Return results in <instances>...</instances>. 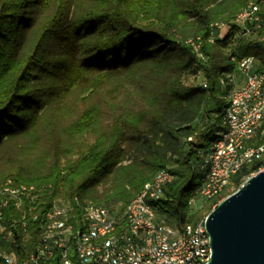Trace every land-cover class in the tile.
<instances>
[{
    "label": "trees",
    "instance_id": "obj_1",
    "mask_svg": "<svg viewBox=\"0 0 264 264\" xmlns=\"http://www.w3.org/2000/svg\"><path fill=\"white\" fill-rule=\"evenodd\" d=\"M249 2L259 23L239 33ZM248 56L264 72V0H0V183L42 186L41 211L56 198L116 211L166 169L157 216L202 219L264 166L244 164L216 198L187 205L225 129L220 78ZM38 237L30 220L0 244L21 259Z\"/></svg>",
    "mask_w": 264,
    "mask_h": 264
},
{
    "label": "built area",
    "instance_id": "obj_2",
    "mask_svg": "<svg viewBox=\"0 0 264 264\" xmlns=\"http://www.w3.org/2000/svg\"><path fill=\"white\" fill-rule=\"evenodd\" d=\"M258 9L249 2L237 13V32L258 26ZM220 83L231 86L223 113L225 129L202 155L203 175L187 201L190 208L197 200L216 198L241 166L264 156V72L248 56L238 60L236 70L224 74ZM172 179L168 170L157 171L116 211L77 198H56L41 211L42 186L16 185L7 179L0 183V240L15 243L17 231L25 233L30 220L39 221V237L21 259L0 244V264H205L211 255L205 217L173 226L156 214Z\"/></svg>",
    "mask_w": 264,
    "mask_h": 264
},
{
    "label": "water",
    "instance_id": "obj_3",
    "mask_svg": "<svg viewBox=\"0 0 264 264\" xmlns=\"http://www.w3.org/2000/svg\"><path fill=\"white\" fill-rule=\"evenodd\" d=\"M211 255L205 264H264V168L205 216Z\"/></svg>",
    "mask_w": 264,
    "mask_h": 264
},
{
    "label": "rangeland",
    "instance_id": "obj_4",
    "mask_svg": "<svg viewBox=\"0 0 264 264\" xmlns=\"http://www.w3.org/2000/svg\"><path fill=\"white\" fill-rule=\"evenodd\" d=\"M219 32H220V37H223V36L227 33V28L219 29ZM191 81H192V77L189 78V82H191ZM229 190H230V191H233V188L230 187ZM233 192H234V191H233ZM231 193H232V192H231ZM223 198H224V197H223ZM221 199H222V198H221ZM221 199H220V200H221ZM220 200H219V201H220ZM198 201H199V200H197V202H198ZM197 202H196V205H198V204H202V203H203V202H199V203L197 204ZM196 205H194V206L196 207ZM214 206H215V205H213L212 208H214ZM212 208H211V209H212ZM205 216H206V215H205ZM205 216H204V217H205Z\"/></svg>",
    "mask_w": 264,
    "mask_h": 264
}]
</instances>
